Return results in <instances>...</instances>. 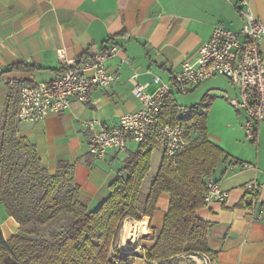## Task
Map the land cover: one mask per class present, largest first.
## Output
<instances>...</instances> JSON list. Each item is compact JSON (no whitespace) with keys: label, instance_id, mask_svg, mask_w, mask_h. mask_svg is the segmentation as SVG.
Returning a JSON list of instances; mask_svg holds the SVG:
<instances>
[{"label":"crops","instance_id":"crops-1","mask_svg":"<svg viewBox=\"0 0 264 264\" xmlns=\"http://www.w3.org/2000/svg\"><path fill=\"white\" fill-rule=\"evenodd\" d=\"M244 3L264 24V0H0V118L11 89L18 92L23 83L55 78L60 70L57 50H64L66 60H84L112 44L120 45L119 55L105 62L114 75L110 86L94 90L85 104L72 102L68 109L49 114L40 122L17 124L18 136L34 144L48 171L53 174L60 161L72 167L80 199L94 209L109 196V185L120 175L123 159L136 147L131 144L128 148L133 143L129 142L125 153L110 149L102 159L95 158L89 153L90 132L84 122L118 124L121 114L139 107L129 82L134 72L143 83H151L153 76L171 80L184 62L194 60L215 24L233 31L241 28L240 9ZM260 50L264 63V37ZM121 57L126 62L120 63ZM17 63L27 68L11 70ZM217 77L220 88L210 84ZM153 88L151 84L148 90ZM217 92L220 98L215 96ZM238 93L226 77L216 76L182 95L193 97L186 106L209 98L205 110L208 138L229 156L211 175L224 192V199L206 204L196 215L210 224L207 239L210 251L216 255L214 264H264V122L255 126L253 139L246 136V114L229 102ZM172 97L177 103L175 89ZM216 116H220V132L209 130ZM161 158L158 155V162ZM152 181L142 183L144 200ZM249 184L258 186L255 193L247 190ZM156 207L151 216L125 221L124 226L145 222L131 238L132 243L162 228L167 194H160ZM127 238L123 232L122 247ZM154 242L144 246L143 251ZM139 246L136 243L128 250L132 254L129 264H147Z\"/></svg>","mask_w":264,"mask_h":264},{"label":"trees","instance_id":"trees-1","mask_svg":"<svg viewBox=\"0 0 264 264\" xmlns=\"http://www.w3.org/2000/svg\"><path fill=\"white\" fill-rule=\"evenodd\" d=\"M26 68L20 63L10 67ZM17 95V90L9 91L0 118V203L17 225L8 239L0 227V264H129L116 246L123 221L151 216L160 194L168 195V207L154 245L143 253L147 264H177L196 253L215 260L207 239L210 224L196 212L206 205V180L212 179L218 163L229 156L209 140L205 113H195L182 123L173 97L166 101L163 121L181 124L187 133L196 135L175 158L162 155L142 213L136 206L150 170L153 139L127 153L122 173L109 185V196L89 209L80 199L72 167L60 161L56 171L48 174L34 144L18 136ZM21 193L28 196L26 203L20 200ZM61 218L64 222L59 230L51 238L44 237L43 227Z\"/></svg>","mask_w":264,"mask_h":264},{"label":"built area","instance_id":"built-area-1","mask_svg":"<svg viewBox=\"0 0 264 264\" xmlns=\"http://www.w3.org/2000/svg\"><path fill=\"white\" fill-rule=\"evenodd\" d=\"M240 12L243 24L238 31L215 24L194 60L184 62L171 80L163 81L159 76H153L151 83H143L138 80L137 72H134L129 82L139 107L121 114L118 124L113 126H105L98 120L85 121L84 125L90 132L89 153L102 159L110 149L126 152L129 142L138 144L153 139L161 145L166 157L175 158L196 133H187L181 124L164 122L163 107L174 89L178 94L186 95L216 76L226 77L238 88V97L229 99V102L233 108L246 114L243 129L246 136L253 139L255 126L264 122V63L260 50L264 24L245 3ZM120 50V45L112 44L84 60H66L64 50H57L60 70L54 79L46 82L30 81L18 87L15 119L18 122H40L49 114H59L68 109L72 102L87 103L94 90L106 88L114 82V75L105 62L118 56ZM124 62L126 59L121 57L120 63ZM151 84L154 88L149 91ZM206 102L204 100L195 106L177 104L181 122H188L195 113H205ZM257 187L249 184L247 190L255 193ZM223 199L224 192L218 182L207 179L204 203ZM189 257L195 264H214L205 253L191 254Z\"/></svg>","mask_w":264,"mask_h":264},{"label":"rangeland","instance_id":"rangeland-1","mask_svg":"<svg viewBox=\"0 0 264 264\" xmlns=\"http://www.w3.org/2000/svg\"><path fill=\"white\" fill-rule=\"evenodd\" d=\"M210 84L215 86V87H218L220 88V78L217 77V78H214L213 80L210 81ZM178 98H177V103L181 106H186V105H189L192 103L193 101V97L189 96H182V95H179L178 94ZM216 97L220 98V92H217V94L215 95ZM206 97H208L206 95ZM209 98H205L204 100H206L207 102L204 104H208V101ZM203 100V101H204ZM212 103V101H211ZM200 104V102L198 103V105ZM194 106V105H193ZM215 109L218 111L217 114H219L220 112V105L217 103L216 106H215ZM206 110V108H205ZM209 130L210 131H215V132H220V116H216L215 118H213V121H210V126H209ZM131 144H133L134 148L138 146V144H135V143H130V145L128 146V148L131 146ZM135 148V149H136ZM134 149V150H135ZM132 150V151H134ZM163 149L161 147L160 144H157L155 145V147L153 148L152 150V153H151V166H150V170L148 171V173L146 174V177L144 178V180H146L147 182L149 180H153L154 179V176L156 175L157 171H158V168H159V163L158 162V155L162 156L163 154ZM123 155V154H122ZM157 156V159L155 158L152 162V157H156ZM46 168V167H45ZM47 170V173L48 174H52L50 171H48V169L46 168ZM126 176V172L123 173L122 175V178H124ZM143 180V182H144ZM34 194L31 193L29 194V197L33 196ZM27 197H25V194H22L21 193V199L20 200H23L25 203L27 202ZM30 200V198H28ZM144 204H145V200H144V194H142L138 200V203H137V210L139 211V213H142V211L144 210ZM141 219H142V215H141ZM132 219L130 218H126L124 221H123V224H122V227H121V230H120V234H119V238H118V241L116 243V246L118 249H120L124 256L126 255V259H128L131 255H127L129 253H131V251H128V250H131L134 245H136V243H139L140 246L138 248V250L141 252V253H144L143 251V248L144 246H147L149 245V243H152L154 240H155V236L157 235V233H152L150 235L146 234L145 235H148L146 237H143V236H139L137 237L136 239V242L135 243H132L130 247H122L121 246V237L123 236V226H124V223L125 221H131ZM64 222V219L61 218L59 221L57 222H51L47 225H45L43 227V231H42V235L46 238H51L53 236L54 233H56L58 230H59V225H61L62 223ZM28 226V225H27ZM0 227L3 231V235L6 239L10 238L14 233L15 231L17 230V225L15 223V221L8 215V213L6 212L4 206L0 203ZM133 238V236H132ZM132 241V239H131ZM127 242H130V241H127ZM133 252V251H132ZM177 264H195L194 260L191 258V257H188V258H182L179 260V262Z\"/></svg>","mask_w":264,"mask_h":264},{"label":"bare ground","instance_id":"bare-ground-1","mask_svg":"<svg viewBox=\"0 0 264 264\" xmlns=\"http://www.w3.org/2000/svg\"><path fill=\"white\" fill-rule=\"evenodd\" d=\"M145 222H143V223H139L138 225H125L124 226V231L123 232H125V235H128V238L127 239H123L124 241H123V244H124V247H129V243L131 242V238H132V236H136L140 231V229H139V227L140 226H145V224H144ZM124 238V237H123ZM126 240H130V242H127Z\"/></svg>","mask_w":264,"mask_h":264}]
</instances>
